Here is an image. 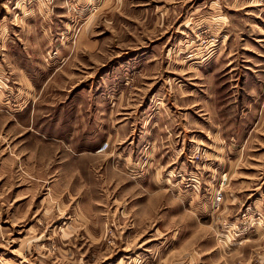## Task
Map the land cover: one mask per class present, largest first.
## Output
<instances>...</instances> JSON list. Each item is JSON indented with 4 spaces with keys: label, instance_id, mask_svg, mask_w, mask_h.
<instances>
[{
    "label": "rangeland",
    "instance_id": "374dc122",
    "mask_svg": "<svg viewBox=\"0 0 264 264\" xmlns=\"http://www.w3.org/2000/svg\"><path fill=\"white\" fill-rule=\"evenodd\" d=\"M0 264H264V0H0Z\"/></svg>",
    "mask_w": 264,
    "mask_h": 264
},
{
    "label": "bare ground",
    "instance_id": "6f19581e",
    "mask_svg": "<svg viewBox=\"0 0 264 264\" xmlns=\"http://www.w3.org/2000/svg\"><path fill=\"white\" fill-rule=\"evenodd\" d=\"M106 149V148H105ZM105 149L101 150V151H104Z\"/></svg>",
    "mask_w": 264,
    "mask_h": 264
},
{
    "label": "built area",
    "instance_id": "2783aa9c",
    "mask_svg": "<svg viewBox=\"0 0 264 264\" xmlns=\"http://www.w3.org/2000/svg\"><path fill=\"white\" fill-rule=\"evenodd\" d=\"M103 150V149H102Z\"/></svg>",
    "mask_w": 264,
    "mask_h": 264
}]
</instances>
